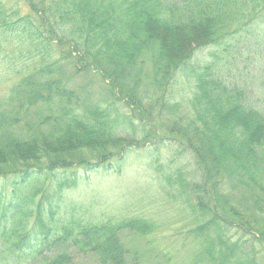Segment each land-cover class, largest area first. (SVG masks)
I'll list each match as a JSON object with an SVG mask.
<instances>
[{"label": "trees", "instance_id": "obj_1", "mask_svg": "<svg viewBox=\"0 0 264 264\" xmlns=\"http://www.w3.org/2000/svg\"><path fill=\"white\" fill-rule=\"evenodd\" d=\"M249 1L22 0L27 10L20 13L0 0V34L23 41L32 60L16 72L19 79L0 101V178H19L13 182L16 196L3 212L0 207L1 264H70L72 245L92 252L101 264H126L120 230L147 233L151 222H71L49 240L47 233L37 240L34 231L24 228L32 215L33 227L45 228L40 220L44 206L35 199L45 181H54L57 190L75 185V179L62 181L55 170L109 166L113 158L148 138L161 143L153 118L148 123L137 119L154 109L160 118L166 111L169 132L193 154L194 171L201 175L198 183L182 182L176 177L180 171L166 179L179 181L178 192L189 188L197 198V209L192 207L201 220L192 233L200 253L210 264L259 263L253 243L264 233L255 235L245 227L251 220L264 222V76L253 77L259 92L262 86L259 95L247 94L245 82L229 81L221 51L194 74L190 113L178 115L176 107L163 100L172 77L188 67L198 48L220 46L257 21L262 13H249L254 0ZM63 62L72 65L74 74L96 69L109 80L111 90L94 93L82 85L71 86ZM118 101L132 109L139 123L119 109ZM30 115V121L20 123ZM32 179L37 181L34 187L23 190ZM237 184L249 191V208L236 195L220 192L224 185ZM210 194L220 197L221 212ZM223 209L238 219L237 224L222 216ZM230 229L250 235L235 240ZM48 244L52 250L48 247L46 253Z\"/></svg>", "mask_w": 264, "mask_h": 264}, {"label": "rangeland", "instance_id": "obj_2", "mask_svg": "<svg viewBox=\"0 0 264 264\" xmlns=\"http://www.w3.org/2000/svg\"><path fill=\"white\" fill-rule=\"evenodd\" d=\"M4 1L6 7L18 9L20 13L27 10L22 0ZM252 5L249 13H262L257 21L227 37L220 46L198 48L188 67L177 71L172 77L163 100L167 106L174 105L178 115L190 113L188 101L194 92V74L200 73L205 65L213 61L212 55L221 51L220 55L223 59L226 58L223 62H227L226 71L229 73V81L235 80L240 85L245 82L246 86L243 87L250 95H259L262 91L260 85L259 92L258 79H255L256 85L253 77L264 76V0H254ZM228 8L230 12L233 11L231 6ZM225 47L226 49L222 50ZM29 50L30 48L23 41L17 40L14 35L11 37L9 35L7 38L6 33L0 34V101L8 96L10 88L19 79L20 76L16 72L32 63ZM63 69L68 78H71L69 80L71 86L82 85L87 87V90L92 89L94 93L109 86V80L96 69L89 68L74 74L72 65L65 63ZM147 69H150V65ZM108 90L111 88L108 87ZM90 92L93 94L92 91ZM81 95L86 96L85 93ZM256 99L259 100L260 97ZM117 106L138 123L137 119L148 123L153 118L152 125L160 135L159 141L162 142L155 144L148 138V141L140 147L131 146L123 151L121 158L119 156L113 158L109 166H100L92 170L77 167L55 170L54 174L62 181L75 179V185L57 190L53 188L54 181L43 182L44 187L37 193L35 199L41 200V205L44 206V215L40 220L45 228L35 225L33 227L35 215H32L29 218V225L24 228L25 231H34L38 236L37 240L45 237L47 233L49 240L50 236L53 237L56 232L61 231L63 225L71 222L115 224L121 220L139 218L151 222L149 232L142 234L129 229L120 230V238L127 250L126 264H210L205 254L200 253L197 241L193 238L192 229L201 220L196 211H193L197 202L196 196L189 188L184 193L178 192L180 184L176 182L179 181L166 180L170 175L174 176L173 173L176 171H180L182 175L176 177L179 176L182 182L198 183L201 175L198 177L194 171L193 154L183 148L178 135L169 132L168 124L165 123L168 117L166 111L162 112L161 118L157 115V109H154V113L150 116L140 115L136 119L132 109L125 106L123 101H118ZM32 118L33 116L30 115L21 119L20 123L30 121ZM17 179L19 178H0L2 212L8 201L17 194L13 183ZM36 182L33 179L27 181L28 185L24 184L23 190H31ZM238 184L235 188L224 185L225 188H221L220 192L226 196L236 195L241 205H244L245 209L249 208L251 204L249 191ZM211 196L219 206L220 197H216V194ZM201 199L204 200V196H201ZM210 202L212 203V200ZM219 209L221 212V207ZM222 212V216H226L225 219L228 218L227 220L237 224L238 219L232 218L226 209ZM245 228L247 232H255V235L264 233V222L262 219L256 222L251 220L250 225H246ZM229 233L235 240H244L250 235L236 229H230ZM48 247L52 250V246L48 244L43 248L46 253ZM253 251L256 252L258 264H264V238H258L253 243ZM68 252L71 254L70 264H101L95 254L77 246H69ZM27 254L28 252H25L23 257L26 258ZM20 260L19 263L23 261L22 258Z\"/></svg>", "mask_w": 264, "mask_h": 264}]
</instances>
